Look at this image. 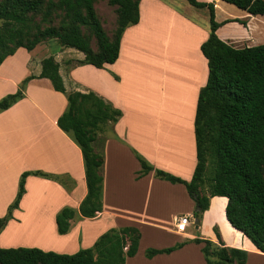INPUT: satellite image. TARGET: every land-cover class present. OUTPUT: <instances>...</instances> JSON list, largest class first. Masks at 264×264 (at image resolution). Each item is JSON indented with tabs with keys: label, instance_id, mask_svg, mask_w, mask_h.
Wrapping results in <instances>:
<instances>
[{
	"label": "crops",
	"instance_id": "0c3cea01",
	"mask_svg": "<svg viewBox=\"0 0 264 264\" xmlns=\"http://www.w3.org/2000/svg\"><path fill=\"white\" fill-rule=\"evenodd\" d=\"M197 1L213 4L215 20L221 23L216 33L223 41L235 48L264 43V15H253L223 0ZM138 11V22L122 33L117 59L102 68L79 63L84 58L81 51V56L63 59V47L54 55L41 53L38 57L35 49L39 44L30 51L19 47L1 62L0 99L15 92L26 76L38 75L41 60L53 56L66 92L93 91L112 101L122 116L108 127L107 135L101 132L93 142L104 157L102 210L89 218L78 212L87 191L81 150L57 125L67 107L66 94L55 90L49 79L36 77L27 83L21 99L0 111V216L15 199L21 174L31 172L25 178L18 207L0 230V247H37L73 254L91 247L111 227L134 226L140 231L137 251L124 264H206L202 244L192 241L197 237L245 249V264H264V253L226 219V197H210L195 227V202L184 184L157 178L152 171L138 176L140 163L134 150L155 168L184 180L192 177L196 165V102L208 76L207 59L200 45L210 31L209 8L188 0H140ZM160 33L171 44L169 49H157L164 59V81L159 88H165V103L161 106L163 101H158L157 106L149 107H154L158 117L137 118L132 112L144 61L157 58L156 53L147 52L148 40ZM178 88H182L184 97L181 118L172 115L176 113V101L174 106L172 103ZM120 91L130 100L118 97ZM160 140L163 145L158 143ZM36 171L53 177L34 174ZM64 206L76 212L69 231L59 234L55 217ZM181 214L190 217V230H176V218ZM176 243L182 245L169 253L145 256L148 247L161 249Z\"/></svg>",
	"mask_w": 264,
	"mask_h": 264
},
{
	"label": "trees",
	"instance_id": "16d2710c",
	"mask_svg": "<svg viewBox=\"0 0 264 264\" xmlns=\"http://www.w3.org/2000/svg\"><path fill=\"white\" fill-rule=\"evenodd\" d=\"M95 0H1L0 1V64L17 48L30 51L39 43L56 38L61 46L81 51L79 63L102 68L113 63L119 52L120 39L129 25L139 20L140 0H109L116 5V28L111 37L106 33L94 6ZM253 15H264V0H223ZM196 6L209 8L210 31L200 50L207 59L208 76L199 89L195 116L194 137L196 165L190 180H184L155 168L134 153L140 163L138 176L153 172L154 176L185 185L195 202L193 217L200 219L212 196L227 198L225 216L234 228L245 235L264 253V43L235 48L216 33L221 23L215 20L212 3L188 0ZM40 15L39 20L36 19ZM59 18L57 25L52 22ZM88 27L95 39L82 31ZM59 65L53 56L41 60L38 75H28L18 89L0 99V111L23 97L27 83L36 77L47 78L52 87L66 94L67 107L58 117L57 125L79 146L84 166L86 194L78 205L81 217H95L102 210L103 153L93 142L97 135L116 123L122 111L93 91L66 92ZM209 168L210 175L205 176ZM21 174L18 190L5 215L0 216V230L12 217L25 191ZM53 177L43 172H33ZM207 182L206 188L204 185ZM75 209L62 207L55 222L59 234L69 231ZM219 238V235H218ZM140 231L134 226L111 227L100 234L93 245L73 254L44 251L37 247H0V264H124L135 255ZM202 244L206 264H245V249L194 238ZM182 243L156 249L148 247L145 256L169 253Z\"/></svg>",
	"mask_w": 264,
	"mask_h": 264
},
{
	"label": "rangeland",
	"instance_id": "374dc122",
	"mask_svg": "<svg viewBox=\"0 0 264 264\" xmlns=\"http://www.w3.org/2000/svg\"><path fill=\"white\" fill-rule=\"evenodd\" d=\"M94 6L96 8L97 14L101 20V23H102L106 33L108 34L109 37H111L114 33L115 28H116V20H117L116 7L117 6L110 4L109 0H95ZM39 18H40V15L38 14L36 16V19L39 20ZM58 21H59V18L57 17V18H54L52 23L54 25H57ZM82 31L85 35H87L91 39L90 40L91 47L95 48V46H96L95 45L96 44L95 39H94V37H92L90 29L88 27L83 26ZM148 46L149 47L147 49V52L152 51V53H154V54L156 53L157 58L153 57L152 59H150L148 57L149 61L148 60L144 61L145 65H144V69L142 70V80H141L140 92L136 96L137 100L134 104V109H133L134 113L132 112L133 116L135 114V116L137 118L138 117L148 118L150 116L158 117L155 115V111L153 109L154 107L152 108V110H149V107L152 105L157 106L158 101H159V104H161V101H163L161 106L162 105L164 106L165 99H166V96L164 95L165 88H159L162 86L161 83L164 81L163 80V72L165 71V68H163V66L161 65L162 64L161 62L164 59L162 56V51H160V50L157 51V49L158 48L159 49H163V48L169 49L171 46L170 41L168 39H166V36L164 33H160L154 39L150 38L148 40ZM62 47L63 46L60 45V43L58 42V40L56 38H52V39H48V40H45V41L39 43V46H37V49H35L36 50L35 52H36V54L39 53L38 57L40 55L46 54V53H49L50 55H54ZM63 48H64V50L62 51V55H61V57L63 59L64 58L65 59L74 58L73 56H81L82 55V53L80 51H78L74 48H71V47H63ZM18 66H19V64L17 62V66H16V68L14 67V69L15 70L18 69ZM155 66H159L160 68H163V70H161V69L155 70L154 69ZM170 89L171 88H169V90ZM160 90L162 93L159 92ZM168 95H169V92H168ZM174 96L175 97H174L173 106H174V103L176 101V106H175L176 107V113L174 111H173V114L171 111H170V113L174 117L177 116L178 118H181V116L185 110L183 107L184 106V97H183V93H182V88H178V91ZM118 97H126V95L124 94L123 91H120V93L118 94ZM126 99L130 100L127 97H126ZM165 115H168V113H166ZM164 119H168V118L166 117ZM183 119L186 120V116H184ZM103 132H102V134H104V135L108 134V130H105ZM160 139H161V137H160ZM158 143L163 145L164 141L160 140V141H158ZM204 175L205 176L210 175L209 168L206 169ZM206 186H207V182L204 185V188H206ZM190 229L191 228L188 227V230H190Z\"/></svg>",
	"mask_w": 264,
	"mask_h": 264
},
{
	"label": "built area",
	"instance_id": "2783aa9c",
	"mask_svg": "<svg viewBox=\"0 0 264 264\" xmlns=\"http://www.w3.org/2000/svg\"><path fill=\"white\" fill-rule=\"evenodd\" d=\"M190 224V217L186 214H181L176 218L175 228L179 232H184Z\"/></svg>",
	"mask_w": 264,
	"mask_h": 264
},
{
	"label": "water",
	"instance_id": "95a60500",
	"mask_svg": "<svg viewBox=\"0 0 264 264\" xmlns=\"http://www.w3.org/2000/svg\"><path fill=\"white\" fill-rule=\"evenodd\" d=\"M193 224L195 225V227H197L198 224H199V220L198 219H194Z\"/></svg>",
	"mask_w": 264,
	"mask_h": 264
},
{
	"label": "bare ground",
	"instance_id": "6f19581e",
	"mask_svg": "<svg viewBox=\"0 0 264 264\" xmlns=\"http://www.w3.org/2000/svg\"><path fill=\"white\" fill-rule=\"evenodd\" d=\"M174 75H176V74H174ZM176 76H178V75H176ZM174 83H172V84H170V85H173ZM169 98H172V97H169ZM171 103V102H170ZM172 105H173V103H172Z\"/></svg>",
	"mask_w": 264,
	"mask_h": 264
}]
</instances>
